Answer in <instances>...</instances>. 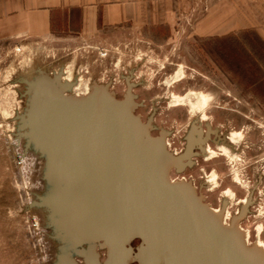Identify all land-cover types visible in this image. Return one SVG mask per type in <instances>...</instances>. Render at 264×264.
<instances>
[{"label":"rangeland","instance_id":"rangeland-1","mask_svg":"<svg viewBox=\"0 0 264 264\" xmlns=\"http://www.w3.org/2000/svg\"><path fill=\"white\" fill-rule=\"evenodd\" d=\"M236 1L239 7L220 0L215 24L209 23L210 0H191L192 8L175 24L124 26L104 37L39 40L9 25L0 29V264H52L56 252L44 213L28 207L44 189L43 160L22 155L23 140L16 134L26 102L17 75L27 67L51 75L61 67L84 90L109 81L118 97L131 82L140 103L136 113L142 120L153 113L152 134L168 130L167 147L175 154L183 149L192 122L217 128L226 143L232 139L236 156L216 149L214 157H197V164L180 174L172 171L171 177L191 180L212 208L222 201L227 222L245 206L252 189L254 202L239 225L249 231V243L258 227L264 241V0ZM170 93L187 95L188 102L171 106ZM196 98L199 118L191 112L198 109ZM211 173L215 183L207 186L205 175Z\"/></svg>","mask_w":264,"mask_h":264},{"label":"water","instance_id":"water-1","mask_svg":"<svg viewBox=\"0 0 264 264\" xmlns=\"http://www.w3.org/2000/svg\"><path fill=\"white\" fill-rule=\"evenodd\" d=\"M21 80L16 134L22 155L43 160L44 189L28 207L44 213L52 264H264V250L238 226L246 207L225 223L223 203L215 211L191 180L171 177L194 164L217 128L206 123L192 143V130L202 131L192 122L175 154L168 130L152 134L153 113H136L131 82L118 97L109 81L66 94L69 84L41 69Z\"/></svg>","mask_w":264,"mask_h":264},{"label":"crops","instance_id":"crops-1","mask_svg":"<svg viewBox=\"0 0 264 264\" xmlns=\"http://www.w3.org/2000/svg\"><path fill=\"white\" fill-rule=\"evenodd\" d=\"M228 1L229 7H239L236 0ZM219 2L210 0L211 20L205 23L219 21L214 12ZM191 8V0H0V29L9 25L39 40L64 35L88 39L116 34L124 26L172 25Z\"/></svg>","mask_w":264,"mask_h":264},{"label":"bare ground","instance_id":"bare-ground-1","mask_svg":"<svg viewBox=\"0 0 264 264\" xmlns=\"http://www.w3.org/2000/svg\"><path fill=\"white\" fill-rule=\"evenodd\" d=\"M36 70H37L36 67L22 68L20 71H18V75L17 76L20 79L21 78L29 79V78H31L34 75ZM54 75H58L61 82L69 84V92H66V94H72L74 96H84V95L88 94L90 92V90H91V89H89V90L80 89V88H78V86L73 85V84H77V83L74 82L73 80H71L69 72L65 73V70L63 68H61V67L58 68L54 72ZM188 98L189 97L187 95L178 96V95H174V94L170 93L168 95V97H167V101L170 103L171 106H176V105L186 104L188 102ZM195 101H196L195 103H197V105H198V109H193L191 107V112H193L197 116V118H199V116L201 117L203 115L201 114V109H199V99L196 98ZM198 124H200V123L198 122ZM198 126H200V125H198ZM204 133H205V131L202 129L201 135H200L199 132L195 129L194 133L192 134V137H191L192 143L193 142L194 143L200 142L201 141L200 138L204 135ZM234 135H235V133L231 132L229 134V138L231 139V136H234ZM165 140H166V144L168 145V140L166 139V137H165ZM233 142L234 141L232 139L228 143H226V140L215 141L214 142L215 149H213V148L210 147L209 143L205 141L204 144H203V148H202L201 151H199V153L202 155V157L204 156L205 158H207L209 156L214 157L215 152L218 150V151H220V153L222 155H225V156H228V157L232 158V157L236 156V151L234 150L235 144ZM192 160H193V158H192ZM215 176H216L215 173H211L209 176L205 175V180H206L207 186H210L212 183H215V181H214ZM204 186H205V184H204ZM224 193H229V192L225 191ZM246 201H247V198H245L243 200V204ZM213 209L215 211H218L220 208H213ZM223 221L225 223H227L225 212H223ZM238 226L244 232L245 239H246L247 243H249V240H248L249 231L246 230L245 228L241 227L239 225V223H238ZM259 230H260V228L258 227L257 228V237H256L254 242H255L256 245H258L259 247H261L264 250V241H262L260 239L259 235H258L259 234Z\"/></svg>","mask_w":264,"mask_h":264},{"label":"flooded vegetation","instance_id":"flooded-vegetation-1","mask_svg":"<svg viewBox=\"0 0 264 264\" xmlns=\"http://www.w3.org/2000/svg\"><path fill=\"white\" fill-rule=\"evenodd\" d=\"M125 82V81H124ZM125 84V88H124V92H123V94L126 92V89H127V86H126V82L124 83ZM202 129L204 130V131H206V127L204 126V127H202ZM159 133V132H158ZM185 135V134H184ZM224 134H220L219 133V131H218V133H217V136H215L214 134H210V139H208L206 142H211V143H213L214 144V142L215 141H218V140H224L223 139V136ZM183 148H184V146H183ZM183 150V149H182ZM182 150H180L179 151V153L182 151ZM198 151V153H199V150H197ZM200 156H202L200 153L197 155V156H195L193 159H196L197 157H200ZM194 164H197V161L195 160V162H194ZM193 164V165H194ZM192 165V166H193ZM191 166V167H192ZM190 168V167H189ZM186 169V168H185ZM201 185V184H200ZM253 192V190L251 189L250 190V192H248L246 195H248V200L245 202L246 204H245V206L244 207H246V213H245V215L243 216V218L241 219V220H243L248 214H249V212H250V207L252 206V204H253V202H254V200L252 201V199H253V196H252V193ZM221 205H222V201H221ZM221 205H220V207H221ZM219 207V208H220ZM242 207V206H241ZM241 207L239 208V211H240V209H241Z\"/></svg>","mask_w":264,"mask_h":264}]
</instances>
